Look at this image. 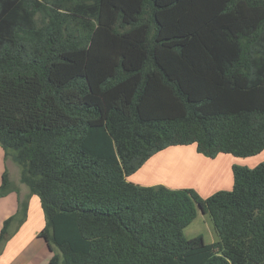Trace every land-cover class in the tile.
Wrapping results in <instances>:
<instances>
[{"label":"trees","instance_id":"16d2710c","mask_svg":"<svg viewBox=\"0 0 264 264\" xmlns=\"http://www.w3.org/2000/svg\"><path fill=\"white\" fill-rule=\"evenodd\" d=\"M190 144L264 150V0H0V148L39 198L47 264H264V162L206 198L127 181ZM199 211L217 241L184 237Z\"/></svg>","mask_w":264,"mask_h":264},{"label":"crops","instance_id":"0c3cea01","mask_svg":"<svg viewBox=\"0 0 264 264\" xmlns=\"http://www.w3.org/2000/svg\"><path fill=\"white\" fill-rule=\"evenodd\" d=\"M3 154V150L0 148V162L3 160ZM263 158L264 150L255 156L246 158L235 157L230 154H218L214 158H209L198 153L194 144L170 146L155 153L145 161L138 171L129 175L126 179L140 186L163 185L171 189L192 188L202 198H206L216 191L232 188L231 168L233 165H252L253 167L263 162ZM6 159V161L10 160L12 162L10 158ZM1 172L2 165H0ZM9 182L12 190L0 197V221L7 216L5 212L10 213L14 209L12 203L15 199L17 204L27 200L26 218L19 225L17 230V233H19L30 220L31 208L34 207L40 217L42 216V209L38 196L31 194L28 187L21 183L19 178L15 183H12L9 177ZM8 197H11L9 201L11 205L6 208L2 201ZM12 197L15 198L13 199ZM37 222L39 221L37 220ZM41 227L42 224L38 228L40 229ZM29 247L31 246H8L6 244L0 252V264H22L20 258L28 251ZM35 249L37 250V255H34L31 261L37 260L34 262L35 264H47L53 254L48 246H36Z\"/></svg>","mask_w":264,"mask_h":264},{"label":"rangeland","instance_id":"374dc122","mask_svg":"<svg viewBox=\"0 0 264 264\" xmlns=\"http://www.w3.org/2000/svg\"><path fill=\"white\" fill-rule=\"evenodd\" d=\"M6 160L7 159L4 157V154H3V160H1L0 162V165H2V172L6 171L12 183H15L19 178L20 168L13 161L11 162L10 160L8 161ZM263 162H264V158H263ZM250 166H247V167L252 168V165ZM1 173H0V178H1ZM231 189L232 188H230L229 190ZM12 198L14 199L15 197H12ZM10 200H11V197H8L2 201L6 208H9V205H11V203H9ZM16 201L17 200L15 199V201L12 203V206H14V209L12 208L13 210L10 213L5 212L7 216H5L0 221V229H1L3 225V221L6 218L10 216H15V215L17 216L8 225V228L6 230L7 231L6 237H4L0 246H5L6 244H8V246H31L28 248V251L25 252L24 255L21 256L20 261L22 262V264H28V263L35 264L34 262H36L37 260H34L33 262L31 261L34 255H37V250L35 249V247L36 246H46L45 240L43 238H37L36 236L37 233L40 231V229L44 226L43 223L45 222V220H44L43 211H41L42 216L40 217L39 214L37 215V211L34 209V207H32L30 211L31 217H30L28 224L25 225V227L19 233H17L18 232L17 230L19 228L18 224L21 222L20 221L21 220V217H20L21 210L19 206L20 202L17 204ZM37 220L39 222H37ZM35 224H38V225H35ZM41 224H42V227L39 229L38 227ZM183 234H184V237L187 239L195 237L197 235H201L206 243H211V241L215 242L218 240V236L213 228V224H212L210 217L207 214L201 213L200 211L197 213L196 218L184 228Z\"/></svg>","mask_w":264,"mask_h":264}]
</instances>
